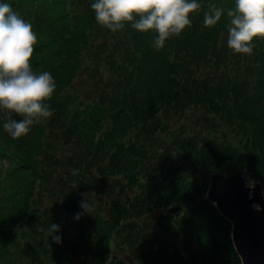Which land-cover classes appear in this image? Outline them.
<instances>
[{"label":"trees","instance_id":"trees-1","mask_svg":"<svg viewBox=\"0 0 264 264\" xmlns=\"http://www.w3.org/2000/svg\"><path fill=\"white\" fill-rule=\"evenodd\" d=\"M93 2L0 0L32 24L33 71L56 82L53 115L27 136L12 139L3 124L20 117L0 110V241L29 242L9 261L0 248V264H241L206 190L228 162L264 186V39L233 54L234 0H198L157 50L153 32L98 25ZM213 3L225 15L206 28Z\"/></svg>","mask_w":264,"mask_h":264},{"label":"clouds","instance_id":"clouds-1","mask_svg":"<svg viewBox=\"0 0 264 264\" xmlns=\"http://www.w3.org/2000/svg\"><path fill=\"white\" fill-rule=\"evenodd\" d=\"M90 7L95 22L113 33L126 24L138 32L155 33L152 47L159 50L169 38L191 27V14L199 12L201 4L198 0H95ZM224 15L223 7L208 5L203 26H216ZM226 16L227 48L233 54L251 55L254 40L264 39V0H234ZM36 43L32 24L10 4L0 3V110L20 117H9L3 124L14 140L27 136L34 124L53 115L47 102L56 90V82L48 71H33ZM80 206L84 212H92L88 199L81 200ZM254 207L259 210L258 205ZM57 231L58 225H50L48 235ZM53 240L59 242L60 237L53 235Z\"/></svg>","mask_w":264,"mask_h":264},{"label":"water","instance_id":"water-1","mask_svg":"<svg viewBox=\"0 0 264 264\" xmlns=\"http://www.w3.org/2000/svg\"><path fill=\"white\" fill-rule=\"evenodd\" d=\"M206 198L230 223L231 239L241 264H264L263 184L252 180L246 169L228 174L214 171L208 176Z\"/></svg>","mask_w":264,"mask_h":264},{"label":"rangeland","instance_id":"rangeland-1","mask_svg":"<svg viewBox=\"0 0 264 264\" xmlns=\"http://www.w3.org/2000/svg\"><path fill=\"white\" fill-rule=\"evenodd\" d=\"M1 163L3 165V169H5L7 167V164L5 162H1ZM228 165L230 166V167L228 166V169H226V170L222 169V170H218V171L227 172V171H229V168H230V171H232V173L239 171V170H237L239 167L236 163L228 162ZM13 183H14V186H19L17 182L13 181ZM20 186H22V185H20ZM1 188L2 187H0V190H1ZM47 197L49 200L51 199L50 196L47 195ZM1 224H2V222L0 221V237H3V236H6L8 232L1 233L4 229L7 228V226H2ZM7 236L12 237L9 234ZM27 240H28L27 238H23L22 235H20L19 237L15 238V239L9 240L8 242L0 241V248L3 249L4 251H6V253H9L5 257H2L3 258L2 260L9 261V259L13 257L12 254H15L18 250H22V248L25 249L29 244V242ZM121 249H123V248H121ZM18 255L21 256V259H20V261L16 262V264H25V262L27 260V254L19 253ZM129 261H131L130 258H129Z\"/></svg>","mask_w":264,"mask_h":264}]
</instances>
